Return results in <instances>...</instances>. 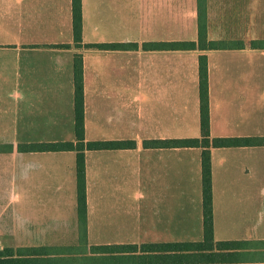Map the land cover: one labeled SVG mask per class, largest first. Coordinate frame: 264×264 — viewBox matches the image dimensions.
I'll list each match as a JSON object with an SVG mask.
<instances>
[{"label":"crops","instance_id":"1","mask_svg":"<svg viewBox=\"0 0 264 264\" xmlns=\"http://www.w3.org/2000/svg\"><path fill=\"white\" fill-rule=\"evenodd\" d=\"M210 2L81 0L83 47L76 49L72 0H0V168L18 171L19 182V194L0 196L19 212V223L15 218L5 223L20 236L10 248H43L41 261L48 262L39 260L42 264H112L91 259L90 248L142 243L101 236L147 230L170 235L194 226L203 235L201 149L143 142L200 137L198 56L205 55L209 137L239 141L210 149L213 239L235 234L241 237L215 241L244 246L238 262L196 264H264V46L250 48L251 39L247 44V37H240L236 41L244 46L233 49L144 47L195 41L199 25L264 26L258 5L224 0L210 7ZM173 28L181 35L173 36ZM187 28H194L190 37ZM75 54L82 56L84 141L134 143L84 151V229L77 211L76 152L24 149L75 141ZM61 171L71 177L72 193L48 196L45 187L59 191ZM84 246L89 253L80 255L90 259L80 262H60L62 256L48 252Z\"/></svg>","mask_w":264,"mask_h":264},{"label":"trees","instance_id":"2","mask_svg":"<svg viewBox=\"0 0 264 264\" xmlns=\"http://www.w3.org/2000/svg\"><path fill=\"white\" fill-rule=\"evenodd\" d=\"M72 31L73 45L76 49L82 44V17L81 0H72ZM86 48L111 49L112 44H85ZM242 42L224 45L213 40H208L205 26L197 27L195 41H172L168 43L145 44V50H170V51H207L218 49H233L243 47ZM250 48L258 49L261 46L255 41H250ZM55 47V46H54ZM56 47H65L63 45ZM116 47L120 48L119 44ZM199 76V124L200 137L171 139L166 141H144V147L167 148H200L201 149V192H202V222L203 235L200 241H176L162 243H142L92 246L91 259L112 264H196L238 262L236 254L243 249L244 242L240 241H215L212 231L211 214V166L210 149L237 146L238 140L229 138L209 137V112L207 91V59L205 55L198 56ZM74 82V115H75V141L48 142L37 146H24V149L36 148L37 151L76 152V178H77V211L79 221L84 229L86 212L85 193V150L127 149L133 147L131 140L123 141H84L83 137V69L82 56L75 54L73 60ZM246 141V140H245ZM247 143V141H246ZM20 147L19 149H21ZM85 239V234L81 235ZM43 248H3L0 250V264H42L40 257L46 255ZM39 260L41 262H39Z\"/></svg>","mask_w":264,"mask_h":264},{"label":"rangeland","instance_id":"3","mask_svg":"<svg viewBox=\"0 0 264 264\" xmlns=\"http://www.w3.org/2000/svg\"><path fill=\"white\" fill-rule=\"evenodd\" d=\"M210 4L214 7L217 4L221 3L224 0H210ZM229 1V0H225ZM247 2H250L251 6H256L258 5V8L264 9V0H246ZM232 3V0H230ZM194 28H187L188 34L187 37H190V30ZM197 28H195L196 30ZM182 30H184L182 28ZM206 35L208 40H213L218 43H223L224 45H231L237 42L236 40L240 37H247V44L250 41H255L257 45L259 46H264V26H251V27H230V26H209L205 27ZM184 32V31H183ZM182 32V35H183ZM181 35L179 34V29L178 28H173V36H178ZM49 140H45L44 142H48ZM56 141H63L61 139L56 140ZM68 141V140H64ZM70 141V140H69ZM56 172H54L55 174ZM46 175H51V172L48 171L45 174V180H48L49 177ZM52 178L49 179V181ZM54 179V178H53ZM61 179L63 181H60V189L57 192V189L55 187H49V188H44L45 193L49 195L51 194H59V197H65V195L72 193L74 189V183L70 179H66L63 177L62 171H61ZM56 180V179H54ZM259 186L253 187V193H257L259 190ZM49 190V191H48ZM14 194H19V182H18V171L14 170H3L0 168V196H6L8 197L9 195H14ZM6 207V208H5ZM16 205H8L4 202H0V245H2L3 248H10L15 245V241H19L20 236H17L15 233L11 232L9 229H5V223L6 221H9L11 219H16L15 223H19L18 217H19V212L18 209L15 208ZM16 216V217H13ZM255 217V215H254ZM257 217V216H256ZM259 218V217H258ZM253 222H260L259 219H255ZM104 237V239H109L111 237H114L116 239H121V240H134L135 243H158V242H176V241H199L202 238V232L199 229H196L195 226L192 227L191 229H185V230H175L173 229V232L170 235H153L150 232L147 231H141L139 234L135 232L134 234H131V232H126L122 236L120 235H113V236H101ZM99 239H103V238ZM106 237V238H105ZM233 237H241V236H236L235 234H217L214 236L215 240H223V239H228V238H233ZM22 239V238H21ZM84 245V243H83ZM85 250L79 251L77 249L76 252L74 250H68V251H61L59 250H48V252L56 253L55 255H60L62 256L61 258H58V261L60 262H72L74 260L77 262H80V260H88L90 259L89 257H84L80 254H88L89 249L85 247ZM47 252V251H46Z\"/></svg>","mask_w":264,"mask_h":264}]
</instances>
